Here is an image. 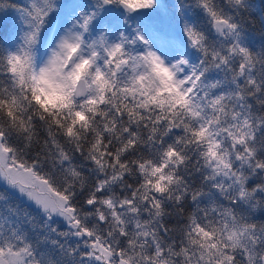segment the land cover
<instances>
[{
	"label": "snow or ice",
	"instance_id": "1",
	"mask_svg": "<svg viewBox=\"0 0 264 264\" xmlns=\"http://www.w3.org/2000/svg\"><path fill=\"white\" fill-rule=\"evenodd\" d=\"M0 264H264V0H0Z\"/></svg>",
	"mask_w": 264,
	"mask_h": 264
},
{
	"label": "trees",
	"instance_id": "2",
	"mask_svg": "<svg viewBox=\"0 0 264 264\" xmlns=\"http://www.w3.org/2000/svg\"><path fill=\"white\" fill-rule=\"evenodd\" d=\"M253 39H254V41H255L256 43H259V41H260V34H259L258 31L253 32Z\"/></svg>",
	"mask_w": 264,
	"mask_h": 264
}]
</instances>
